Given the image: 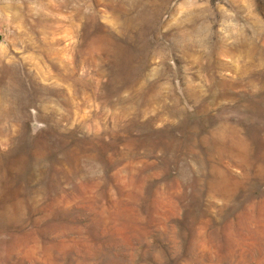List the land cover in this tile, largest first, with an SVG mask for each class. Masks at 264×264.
I'll list each match as a JSON object with an SVG mask.
<instances>
[{"label": "rangeland", "instance_id": "374dc122", "mask_svg": "<svg viewBox=\"0 0 264 264\" xmlns=\"http://www.w3.org/2000/svg\"><path fill=\"white\" fill-rule=\"evenodd\" d=\"M0 264H264V0H0Z\"/></svg>", "mask_w": 264, "mask_h": 264}]
</instances>
